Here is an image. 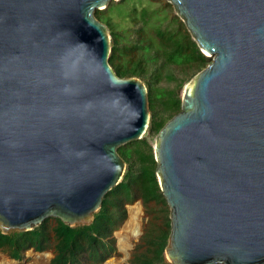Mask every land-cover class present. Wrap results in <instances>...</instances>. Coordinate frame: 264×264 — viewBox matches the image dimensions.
<instances>
[{"label": "water", "instance_id": "95a60500", "mask_svg": "<svg viewBox=\"0 0 264 264\" xmlns=\"http://www.w3.org/2000/svg\"><path fill=\"white\" fill-rule=\"evenodd\" d=\"M119 0H0V232L90 226L149 91L110 65ZM212 62L156 136L170 264H264V0H167ZM17 262L16 260L10 259Z\"/></svg>", "mask_w": 264, "mask_h": 264}, {"label": "trees", "instance_id": "16d2710c", "mask_svg": "<svg viewBox=\"0 0 264 264\" xmlns=\"http://www.w3.org/2000/svg\"><path fill=\"white\" fill-rule=\"evenodd\" d=\"M125 2L127 0L113 1L107 9L97 11L96 17L109 27L112 37L109 61L114 71L121 78H141L148 87L152 116L147 134L154 137L181 112V91L212 62V58L201 51L184 23L175 15L172 23L177 28L172 30L160 26L156 29L159 40L156 48L151 45L142 46L141 41H134L136 44L132 51L140 50L138 58L129 62L130 66L117 64V60L130 49L121 45L122 36L114 32L110 14L114 12L115 6ZM139 16L143 26H147L153 12L147 7ZM147 134L142 140L119 149L120 155L127 162L125 176L106 195L101 210L96 213L95 221L90 226L70 227L59 219H48L29 232H13L8 235L0 232V250L7 252L11 259L21 261L24 252L28 250L44 252L53 247L55 257L50 264H103L116 251L113 234L127 219L128 203L140 198L146 206L154 202L163 205L167 213L170 212L156 174L154 146L149 144ZM50 221L55 222L54 226H51ZM165 228L157 237L148 241L151 247L147 254H136L131 264H170L165 255L171 234L170 213ZM29 256L35 259L33 263L45 264L50 255L30 253Z\"/></svg>", "mask_w": 264, "mask_h": 264}, {"label": "rangeland", "instance_id": "374dc122", "mask_svg": "<svg viewBox=\"0 0 264 264\" xmlns=\"http://www.w3.org/2000/svg\"><path fill=\"white\" fill-rule=\"evenodd\" d=\"M147 7L153 12V17L149 20L148 25L146 24L147 26H143L139 15L141 11ZM171 7L172 9L169 7L167 0H127V2L114 7V12L110 14L115 28L114 32L118 36L121 34V45H126V47L130 49L127 51L126 55L117 60V64L129 65V62L138 58L140 50L136 49L132 51L135 47L136 41H141L142 46L151 45L153 48H156L159 43L156 35V29L158 27L165 26L172 30L177 28L176 25L172 23L173 16H175L176 13L172 5ZM156 16L158 17L154 18ZM161 18L162 21L166 18H168V20L162 22L160 21ZM131 39H133V41ZM186 86L187 85H185L181 91L182 96ZM146 137L149 140V144L155 147L156 136L151 137L147 134ZM126 210L127 219L113 234L116 251L112 257L108 258L103 264L114 260H123L122 264H131L136 254L148 252L151 247V245L148 244V241H151L157 237L163 229H166L165 224L170 212L167 213L164 211V206L161 204L152 202L146 206L144 205L142 199L138 198L135 199L133 203H128L126 205ZM50 224L51 226H54L55 222L50 221ZM124 232H130L131 237L126 240L125 243L121 244L120 235ZM51 248L52 249L44 252H36L33 249L28 250L24 252L23 260L17 262L19 264H32L35 259L30 257L29 254L34 253L39 255L49 254L50 256L47 257V262L45 264H50L51 260L55 257L54 248ZM0 254L11 259L8 257L7 252L2 253V251H0ZM3 259L6 261V264H8V262L12 263L5 258Z\"/></svg>", "mask_w": 264, "mask_h": 264}, {"label": "bare ground", "instance_id": "6f19581e", "mask_svg": "<svg viewBox=\"0 0 264 264\" xmlns=\"http://www.w3.org/2000/svg\"><path fill=\"white\" fill-rule=\"evenodd\" d=\"M130 237H131V233L130 232H124L122 235H120L121 244L125 243L126 240H128ZM0 256H1L0 257V264H6V261L3 258L7 259L8 261L15 262V261L10 260L7 257L2 256L1 254H0ZM15 263H18V262H15ZM122 263H123V260H121V261L114 260V261H110V262H108L106 264H122Z\"/></svg>", "mask_w": 264, "mask_h": 264}, {"label": "flooded vegetation", "instance_id": "af4514ba", "mask_svg": "<svg viewBox=\"0 0 264 264\" xmlns=\"http://www.w3.org/2000/svg\"><path fill=\"white\" fill-rule=\"evenodd\" d=\"M1 251V250H0ZM2 253H3V251H2ZM8 255V254H7ZM9 257V256H8Z\"/></svg>", "mask_w": 264, "mask_h": 264}]
</instances>
